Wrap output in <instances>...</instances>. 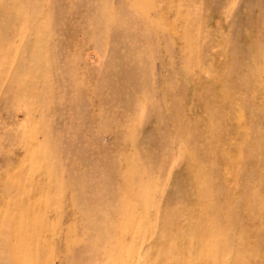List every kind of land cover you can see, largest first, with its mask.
Wrapping results in <instances>:
<instances>
[{
  "label": "rangeland",
  "instance_id": "rangeland-1",
  "mask_svg": "<svg viewBox=\"0 0 264 264\" xmlns=\"http://www.w3.org/2000/svg\"><path fill=\"white\" fill-rule=\"evenodd\" d=\"M0 264H264V0H0Z\"/></svg>",
  "mask_w": 264,
  "mask_h": 264
}]
</instances>
